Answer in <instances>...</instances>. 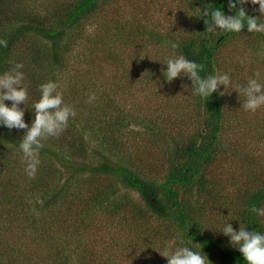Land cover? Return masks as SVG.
<instances>
[{"label": "trees", "instance_id": "1", "mask_svg": "<svg viewBox=\"0 0 264 264\" xmlns=\"http://www.w3.org/2000/svg\"><path fill=\"white\" fill-rule=\"evenodd\" d=\"M175 2L181 13L166 28L154 22L158 12L140 0H0V40L7 42L0 46V75L23 64L28 98L19 107L25 122L30 126L34 120L40 85L49 81L57 83L64 103L76 112L59 136L42 140L34 179L27 177L19 150L26 130L0 127V231L18 226L33 236L20 245L0 238V264H167L156 251L166 244L203 250L209 264H245L216 230L231 222L236 230L241 224L264 232V217L252 212L264 208V180L230 196L214 178L229 158L222 136L232 125L230 113L245 97L230 87L223 96L201 99L192 94L187 77L164 83L161 68L166 66L159 61L184 54L203 65L201 76L228 73L241 86L254 78L262 82L257 72L264 67V34L247 33L246 26L239 34L206 32L204 18L190 16L208 5L231 15L228 0ZM244 7L247 14L259 15L258 5ZM94 34L114 48L102 51L104 63H97L95 51L81 53ZM134 38L156 47L157 56L139 60L138 49L125 62L121 53ZM170 40L179 42L175 52ZM238 45L250 59H236ZM81 65L89 67L87 73L79 72ZM115 68L123 82L112 81L105 91ZM63 76L70 89H77L72 95L63 94ZM123 84L157 94L177 85L188 94L194 129L187 135L174 122V130L172 113L161 122L157 114L137 119L116 99ZM90 96L95 97L91 102ZM133 126L143 131L132 132L140 139L135 144L126 142ZM139 146L144 150L137 153Z\"/></svg>", "mask_w": 264, "mask_h": 264}, {"label": "clouds", "instance_id": "2", "mask_svg": "<svg viewBox=\"0 0 264 264\" xmlns=\"http://www.w3.org/2000/svg\"><path fill=\"white\" fill-rule=\"evenodd\" d=\"M249 4L259 6L254 7V11L259 13L258 16L247 14L244 6ZM228 7L233 14H225L220 8L208 5L204 9H193L194 14L190 16L204 18L206 32H216L219 29L222 33L239 34L246 26L247 33L264 34V0H228ZM167 43L173 52L179 47L178 41L170 40ZM0 46L6 47L7 42L0 40ZM159 62L166 66L161 68L164 83L170 84L177 78L187 77L191 81L192 94L201 99L209 100L214 93L223 96L229 93L228 89L231 87L232 91L239 93V98L241 93L245 97L241 106L244 111L255 113L264 107V83L258 78L250 79L246 86H241L235 83L228 73L201 76L200 73L204 71L203 65L189 60L184 54L173 55ZM22 68L23 64L17 63L13 70L0 75V127L26 130L20 140L19 150L22 153V163L27 177L34 179L41 164L39 153L43 146L42 140L59 136L67 127L69 120L76 116V112L64 103L63 96L57 91V83L49 81L40 85L41 96L33 105L35 118L29 126L24 119V110L19 107L21 103L25 104L28 98L27 89L22 83L24 79ZM187 86L185 84L184 88ZM221 86L223 91H220ZM94 99V96H90L89 102ZM6 101H11V106L5 103ZM252 212L264 217V208L254 207ZM216 232L229 238L230 245L242 254L245 264H264V232L249 231L248 227H242L241 224L239 230H236L231 222L223 224ZM156 251L166 258L167 264L211 262L203 250H194L187 246L174 247L166 244L163 250Z\"/></svg>", "mask_w": 264, "mask_h": 264}, {"label": "rangeland", "instance_id": "3", "mask_svg": "<svg viewBox=\"0 0 264 264\" xmlns=\"http://www.w3.org/2000/svg\"><path fill=\"white\" fill-rule=\"evenodd\" d=\"M140 1L145 5H149L150 8H154L158 12L156 16L157 20L154 22L160 21L166 26V28H168V26L170 27L169 24L172 23L174 18L181 13L177 11V7L179 5L176 2L175 6H173V0ZM95 38L96 39H94L92 44L88 43L81 53L85 54L86 57L89 54L88 50L95 51L97 63H99V60L104 63L105 59L100 58V54H102L104 49L114 50V48L112 49V47H110L111 42L109 40L104 42V40L98 37V35H95ZM138 49L139 60L149 55H151V60H153L157 56L155 55L156 47L151 46L150 43L146 42L143 38H134L133 43L127 44L124 47V51L121 53L122 59L125 62H128L132 59L133 55L137 53ZM244 49L243 45L233 47V54L236 59L241 60V62H244L241 58L250 59L249 52H244ZM93 59L94 58L91 59L90 57H87V60L89 61H92ZM105 62L108 63L110 61ZM79 70V72L82 71L85 74L89 70V67L81 65L79 66ZM119 72L118 68L114 69L113 73L109 76L111 77V79L108 80L109 83L105 84L103 90L110 91L111 87L109 84H111L112 81L115 83L123 82ZM257 74L260 80H262L261 83H264V67L261 68ZM69 84L70 82L65 79L62 88L65 96H67L68 93H71L72 95V93L77 90L70 89ZM75 85L76 84L72 82V86L74 87ZM164 88L161 90L160 87L159 92L161 90V94H157L151 90L145 91L136 86L123 84V86H120V91L116 99L117 101H121V104H124L122 102L124 101L127 112L137 119H141L142 117L148 118L150 115L154 118L157 114V116H160L157 121L161 122L167 119V114L172 113L173 116H171L172 121L170 125L173 126V129L177 132L178 130L174 128V122H176L179 126L183 125L187 129L186 134L188 135L194 129V122H196L194 110L187 100L188 94H184L183 91H177V85H168L164 86ZM177 104L181 105V107L177 110L178 116L176 115L175 110ZM241 106L242 103L240 102V104H237L238 109L233 110L230 113L229 117L232 119V125L227 124L230 129L227 128L228 132H224L222 136V142L229 147V158L227 157V154H225V157L228 159L218 158V161L224 160L214 176L217 183H219L225 191V194L230 196L236 195L239 192V189L252 188L253 186L256 187L257 185L255 184L259 180H264V107H261L255 113H251L244 111ZM130 129L129 135H126V142L128 140V142L130 141L129 143L133 142L135 144L140 139L134 137L132 132L139 134L143 132L142 127L133 126ZM140 144L148 145V141L144 143L139 142L138 145ZM143 150L144 147L139 146L137 148V153L138 151ZM4 215L6 216L7 214ZM1 229L0 238H2L5 242L12 243L16 240L15 243L20 245L23 243V238H33L30 231H24L18 226L11 229L9 228V230H5V226H3ZM31 246L34 245L31 244ZM29 252H31V250H29Z\"/></svg>", "mask_w": 264, "mask_h": 264}]
</instances>
